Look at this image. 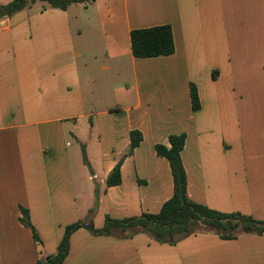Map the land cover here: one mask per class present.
Segmentation results:
<instances>
[{
  "label": "crops",
  "instance_id": "crops-1",
  "mask_svg": "<svg viewBox=\"0 0 264 264\" xmlns=\"http://www.w3.org/2000/svg\"><path fill=\"white\" fill-rule=\"evenodd\" d=\"M0 24V264L55 254L77 221L158 213L173 182L154 146L172 134L186 136L190 201L264 220V0L34 3ZM164 24L173 53L132 56L130 32ZM132 130L142 140L107 186ZM62 264H264V234L196 232L168 245L80 228Z\"/></svg>",
  "mask_w": 264,
  "mask_h": 264
},
{
  "label": "trees",
  "instance_id": "trees-1",
  "mask_svg": "<svg viewBox=\"0 0 264 264\" xmlns=\"http://www.w3.org/2000/svg\"><path fill=\"white\" fill-rule=\"evenodd\" d=\"M36 1L44 7L57 10H66L72 3L92 0H11L8 4L0 5V20L10 18L22 10L29 9ZM130 52L138 58H151L160 55H171L175 50L171 29L168 24L154 26L147 29H134L130 32ZM190 101L192 110L199 107L198 95L193 86L190 87ZM130 142L125 154L113 166L106 178V185L120 184V165L125 157L130 156L134 148L141 142L142 135L139 131L132 130L129 134ZM185 134H172L168 136V145L156 144L154 150L158 156L164 157L169 163V170L173 182L172 195L162 204L160 211L155 214H141L135 217L116 220L106 217L101 228H94L92 223L77 221L67 225L60 239L55 254L39 258L34 264H62L68 254L69 237L80 228H84L95 236L120 233H144L152 240L173 245L183 237H188L196 232H210L220 239H235L241 234H264V220L257 221L241 213H221L210 208L194 203L187 197L186 175L183 169L180 152L185 143ZM82 161L88 165V160L83 147H81ZM20 222L32 231V237L38 241L36 232L31 225L27 211L20 209ZM93 211V209H92Z\"/></svg>",
  "mask_w": 264,
  "mask_h": 264
},
{
  "label": "rangeland",
  "instance_id": "rangeland-1",
  "mask_svg": "<svg viewBox=\"0 0 264 264\" xmlns=\"http://www.w3.org/2000/svg\"><path fill=\"white\" fill-rule=\"evenodd\" d=\"M35 3H41V2L36 1ZM76 147H77L76 152H77L78 158H77V161H75V163H76L75 165H77V167L81 169L82 168V166H81L82 165V154H81V151H80V148L78 147V145Z\"/></svg>",
  "mask_w": 264,
  "mask_h": 264
},
{
  "label": "water",
  "instance_id": "water-1",
  "mask_svg": "<svg viewBox=\"0 0 264 264\" xmlns=\"http://www.w3.org/2000/svg\"><path fill=\"white\" fill-rule=\"evenodd\" d=\"M2 24H0V28H1Z\"/></svg>",
  "mask_w": 264,
  "mask_h": 264
}]
</instances>
